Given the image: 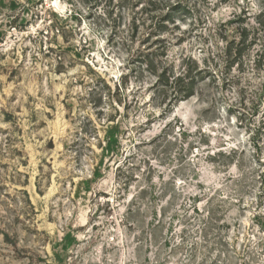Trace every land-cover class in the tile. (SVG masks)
Wrapping results in <instances>:
<instances>
[{"label": "rangeland", "instance_id": "1", "mask_svg": "<svg viewBox=\"0 0 264 264\" xmlns=\"http://www.w3.org/2000/svg\"><path fill=\"white\" fill-rule=\"evenodd\" d=\"M174 1L0 0V264H264V0Z\"/></svg>", "mask_w": 264, "mask_h": 264}, {"label": "trees", "instance_id": "2", "mask_svg": "<svg viewBox=\"0 0 264 264\" xmlns=\"http://www.w3.org/2000/svg\"><path fill=\"white\" fill-rule=\"evenodd\" d=\"M184 4L182 3L181 0H175L174 2H169L166 5V10L161 14V17L159 18V27L161 28H166L167 23H174L176 21V16L178 13H182V8ZM184 9V8H183ZM202 71V70H200ZM188 77V81L186 82L184 79ZM176 80L178 81V87L177 91L175 92L176 94L174 97H190L193 95V87L195 85V76L192 71L188 70L186 72V75H178ZM160 82L162 85H166L169 81V77L166 75L165 72H160L157 75V82ZM186 82V83H185ZM185 83V84H183Z\"/></svg>", "mask_w": 264, "mask_h": 264}]
</instances>
